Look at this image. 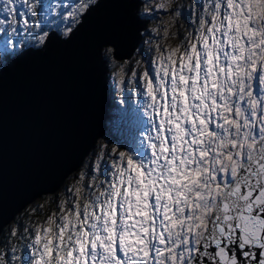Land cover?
<instances>
[{
    "label": "snow or ice",
    "instance_id": "1",
    "mask_svg": "<svg viewBox=\"0 0 264 264\" xmlns=\"http://www.w3.org/2000/svg\"><path fill=\"white\" fill-rule=\"evenodd\" d=\"M105 2L0 0V53L68 43ZM199 7L187 45L143 73L138 135L97 166L104 179L70 188L75 199L32 226L23 264H264V0Z\"/></svg>",
    "mask_w": 264,
    "mask_h": 264
},
{
    "label": "water",
    "instance_id": "2",
    "mask_svg": "<svg viewBox=\"0 0 264 264\" xmlns=\"http://www.w3.org/2000/svg\"><path fill=\"white\" fill-rule=\"evenodd\" d=\"M141 5V0L132 5L106 0L85 17L70 42L54 37L45 50L10 56L0 66V234L27 206L60 190L106 133L113 102L100 46H115L113 62L129 61L149 23L139 14ZM116 15L123 25L112 22ZM89 34L99 92L88 103L64 92L62 75L71 74L63 52L78 50L77 41ZM122 34L129 39L122 40ZM74 75L73 81H84L78 68Z\"/></svg>",
    "mask_w": 264,
    "mask_h": 264
},
{
    "label": "rangeland",
    "instance_id": "3",
    "mask_svg": "<svg viewBox=\"0 0 264 264\" xmlns=\"http://www.w3.org/2000/svg\"><path fill=\"white\" fill-rule=\"evenodd\" d=\"M141 1L142 5L139 9V14L140 16H143L144 18L146 17L150 20L145 32H143L142 34L143 36L141 45L139 46L133 57L128 61L131 63L129 73H126L127 75H125L124 77H122V73L118 70H112V72L108 73L110 81L109 85L111 89L110 94L114 105H112L109 110L110 118L107 123L108 132L105 134V136L97 141L93 153L87 158L86 166L88 168L85 169L88 172V174L86 173V176H88L87 185L96 182L94 181V177H99V179L105 178L99 171H96V169L98 165L101 168L111 165L112 159L109 158V154L112 152L113 147H118L121 151H127L126 145L130 143L132 133H136L138 135L137 123L138 121L146 119L143 113L134 112L135 105L140 103L144 99L142 95H138V93H142L144 90V81L142 79L143 73L145 71L151 72L153 70V68L156 66L157 58L161 54V52L169 48L181 45L182 42L184 45H187V37L189 33L195 34L196 28L198 27L199 13L202 11L199 5L203 3V0H197L196 2H194L193 0H183L185 4L189 3V1H192V6L196 5V7H193L192 11V13L196 15V17L190 18L189 23L191 26H188L186 31H182L180 37L176 42L168 43L161 39L158 31H161L160 28L165 23L163 21V18L166 17L168 9L170 7H173V9L177 10V5H175V3L177 4L178 0ZM68 2L72 3L73 0H68ZM161 4L163 5V7H160ZM176 13L177 12L175 11V14ZM187 14L188 11L186 8L185 15ZM177 17L178 16L176 15V18ZM195 18L197 19L196 23ZM5 55L11 54L0 53V61L4 60ZM1 64L2 63H0V66ZM133 73H135L136 75L134 76ZM121 80L124 81L123 85L120 84ZM137 81H139V85L137 84ZM121 87H123V92L120 91ZM259 87V83L255 82V89H258ZM121 97H123V103L120 102ZM81 168L77 172H75L76 180H70L69 177L66 180L64 186L59 190L58 195L51 196L53 198L51 199V201H49V203H51L53 208L57 209V212H59L58 205L62 200H65L67 198L75 199L73 192H70L69 189L72 188L74 191L75 186L79 185L78 176H81ZM89 168H91V172ZM39 206H44V203H40L37 208ZM31 211L32 210H29L27 214H25L21 218V225H23V227L24 225H27V222L33 219V217L30 215ZM13 229L14 227L11 226L10 230ZM31 231L32 228L27 234V245L30 243L29 234L31 233ZM29 255L30 253L28 254V257Z\"/></svg>",
    "mask_w": 264,
    "mask_h": 264
},
{
    "label": "trees",
    "instance_id": "4",
    "mask_svg": "<svg viewBox=\"0 0 264 264\" xmlns=\"http://www.w3.org/2000/svg\"><path fill=\"white\" fill-rule=\"evenodd\" d=\"M47 2H48V0H39V3H41V4L47 3ZM190 4L192 5V1H189V3H186V4H185V2L181 3L180 1H177V4L175 3V5H177V10L173 9V7H170L168 9L166 17L163 18V21L165 23H164V25L161 26V28H160L161 31L160 32L158 31V33L161 36V39L163 41L168 42V43L169 42L170 43L176 42L178 40V38L180 37L182 31H185V27H183V25H185V24L180 20V16H181L183 8L186 7L187 11L190 10L189 9ZM175 11L178 12L179 14H177V13L175 14ZM176 15L178 16L177 18H176ZM9 56H12V55H5L4 60L6 58H8ZM106 61H107L108 69L110 68L109 72H112V70H116V71L118 70L122 73V77L127 75L126 73H129V68H130V64H131L130 62L127 61V62L115 63L111 59H107ZM110 93H111V91H110ZM110 96H111V94H110ZM110 100H112L111 97H110ZM113 105H114V103H113ZM88 157H89V155H88ZM88 157H86V159ZM85 160H84L85 163L83 162V164L81 166L82 168L80 171V175H81V173H85L83 180H80V176H78V182H79L80 186L81 185H83V186L87 185L88 176H86V175L88 174V172L85 169H87L88 167L86 166L87 160L86 161ZM69 177H70V180H76L75 174H73L72 176H69ZM79 185H77L75 187H79ZM58 192H59V190L54 195H58ZM52 198L53 197H51V196L42 197L41 199H38L35 202H33L32 204H30L29 206H27L19 215H17L15 217V219L9 224V226L7 228H5L2 231V233L0 234V252L5 253L6 259L11 260V257L14 254L12 252V248L14 246L16 248L15 255L20 257V260L13 262V264H23V261L27 259L28 254L30 253V251L27 247V243H26L27 242V234L30 232L32 226L35 223H40V222L44 221L51 213L57 212V209L53 208L51 203H49V201H51ZM40 203H44V206H39L37 208V206ZM29 210H32L30 215L33 217V219L31 221L27 222V225H24V227H23V225H21V222H22L21 218L25 214H27V212ZM11 226L14 227V229L17 231V234L15 236L11 235V233L13 231V230H10ZM26 228L28 229V232H25Z\"/></svg>",
    "mask_w": 264,
    "mask_h": 264
},
{
    "label": "bare ground",
    "instance_id": "5",
    "mask_svg": "<svg viewBox=\"0 0 264 264\" xmlns=\"http://www.w3.org/2000/svg\"><path fill=\"white\" fill-rule=\"evenodd\" d=\"M114 15H115V13H114ZM112 22L118 23L120 25H123L125 23V22L124 23L119 22L117 15L112 18ZM107 29L111 30L113 28L109 24ZM122 35H123V37H121L122 40H125L127 38L129 39V37H127L126 34H122ZM77 42L78 43H76V44H80V48L78 50L75 48V49L63 52V53H65L64 59H65V63H66V68H69V70L71 71V74H69L67 72H63L62 81H63V86L66 88L64 90V92L68 93V94L73 93L76 100L81 99V101H82L83 99H85V100L87 99V102L89 103V102H91V99L93 97L95 99V97L98 96V92H99V87L95 85V78L97 79L98 75H96L94 73L93 66L91 64L90 46H91V43L93 42V38L89 34V37L87 39L84 37L81 41H77ZM120 42L121 41H119V43ZM76 44L73 45L71 48H74V46H76ZM118 45H120V44H118ZM53 51L55 53H59L60 49H55ZM76 68H78L79 72L81 74H83V76H84V81H81L82 84L80 81H73V77L75 76L74 73H75ZM96 87L98 90L97 92H95ZM76 104L78 106H80L79 103H76Z\"/></svg>",
    "mask_w": 264,
    "mask_h": 264
},
{
    "label": "flooded vegetation",
    "instance_id": "6",
    "mask_svg": "<svg viewBox=\"0 0 264 264\" xmlns=\"http://www.w3.org/2000/svg\"><path fill=\"white\" fill-rule=\"evenodd\" d=\"M178 1H180L181 3L182 2H184L183 0H178ZM194 2H196L197 0H193ZM189 11H188V14L187 15H185V12H186V7L185 8H183L182 9V13H181V16H180V20L185 24V25H183V27H185V31H186V29L188 28V26H191L190 25V23H189V20H190V18H192V17H196V15H194L193 13H192V11H193V6L190 4V7H189ZM197 22V19L195 18V23ZM129 71H130V68H129ZM110 82V81H109ZM137 84L139 85L140 83H139V81H137ZM109 89H110V85H109ZM110 91H111V89H110ZM108 132V129H107V131H106V133ZM105 133V134H106ZM105 134H104V136H105ZM93 153V152H92ZM92 153H90L89 155H91ZM87 160V159H86ZM85 160V161H86ZM90 169V172H91V168H89Z\"/></svg>",
    "mask_w": 264,
    "mask_h": 264
}]
</instances>
